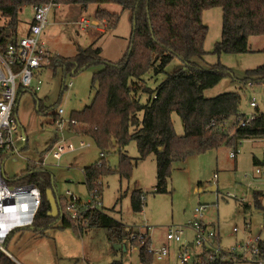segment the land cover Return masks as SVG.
Instances as JSON below:
<instances>
[{"label": "rangeland", "instance_id": "obj_1", "mask_svg": "<svg viewBox=\"0 0 264 264\" xmlns=\"http://www.w3.org/2000/svg\"><path fill=\"white\" fill-rule=\"evenodd\" d=\"M99 9L119 14L115 28L105 27L104 33L80 30L78 20L81 17L94 20L96 5L91 4L87 8L81 5L53 6L40 43L52 56L68 58L74 56L79 48L85 49L95 42L101 49V58L118 62L130 43L131 12L116 5H103ZM33 16V8L29 6L18 13V38L28 29ZM201 20L207 27L204 41L206 55L195 61L202 68L219 66L230 73L214 88L207 90L205 97L238 92L241 95L239 111L242 115L252 116L256 110L264 114V83L248 85L242 81L246 71L264 64V37H250L251 52L247 54L214 55V45L221 37V8L204 10ZM6 24L7 21L0 15V26ZM181 67V62L175 59L164 73L155 77L145 76L143 84L154 89L167 74ZM100 69L101 65H94L72 75L65 74L60 66L46 64L36 70L30 88L18 93L16 126L26 137L27 144L26 148L9 154L5 159L7 180L19 176L28 163L42 161L51 174L58 197H64L69 192L82 203L90 201L84 168L99 160L100 151L96 145L86 137L74 135L66 142L76 149L64 153L60 159L53 158V150L49 148L54 140L55 143L60 142L63 130H69V115L81 111L92 102L96 92V86L91 83L92 75ZM146 99L147 96L142 95L141 103H145ZM252 99L256 100L258 108L249 106ZM38 104H41V112L37 110ZM59 109L64 112L61 116L58 115ZM55 116L57 121L62 120L61 127L54 121ZM171 122L175 134L182 136L184 130L180 117L173 113ZM231 122L232 119L227 127ZM79 142L88 146L78 149ZM21 145L22 142L16 143V149ZM122 152L130 158L138 157L134 141ZM232 152L236 153L235 158H230ZM104 159L110 169L117 170L120 153L111 151L104 155ZM254 159L264 167V139L243 140L236 150L223 146L191 156L184 162L173 164L168 193L156 194L153 193L156 184L155 157L149 155L136 163L128 180L120 179L117 173L102 179L100 208L133 233L147 234L151 250H158L165 242L168 256L161 260L152 257L151 264H179L177 254L181 245L166 242L167 230L170 227H185L192 220L194 209L201 206L206 207L203 221L210 224V229L218 235L222 250H229L237 243L257 237L264 241V211L255 209L253 204V194L259 192L263 194L261 203L264 206V178L255 174V169L261 166L256 165ZM134 190H140L143 195L140 213H134L131 208L130 195ZM234 229L237 231L234 232ZM191 235L190 230H184L183 241H187ZM135 244L136 241L129 239L120 245L112 243L107 239L105 230L100 228L88 227L82 234H75L72 229L54 226L45 230L44 235L29 229L16 231L8 240L5 250L15 264H141ZM237 264L258 263L246 260Z\"/></svg>", "mask_w": 264, "mask_h": 264}, {"label": "trees", "instance_id": "obj_2", "mask_svg": "<svg viewBox=\"0 0 264 264\" xmlns=\"http://www.w3.org/2000/svg\"><path fill=\"white\" fill-rule=\"evenodd\" d=\"M48 3L54 6L81 5L83 8L96 5L94 19L105 21L107 29L116 27L119 14L99 7L116 5L132 15L130 43L118 62L101 58V49L93 42L85 49L79 48L72 57L52 56L47 63L53 67L60 66L65 74L72 75L94 65L102 66L92 75L91 83L96 86V92L90 105L69 115V120L76 122L69 125V131L90 139L102 155L95 164L84 168L89 191L97 188L101 195L102 179L112 173L128 180L136 163L153 155L156 164L153 193L165 194L168 193L174 163L223 146L236 150L243 140L264 139V114L257 110L248 126H240L239 119L244 117L239 111L240 93L205 97L207 90L230 74L229 70L219 66L202 68L195 61L206 55L207 27L201 20L204 10L215 7L222 10L221 37L212 53L247 54L251 52L249 38L264 37V0H0V15L7 21L6 26H0V49L16 41L17 17L24 7L34 8ZM175 59L181 62V68L167 74L154 89L143 84L145 76L155 77L164 73ZM242 81L248 85L264 83V64L246 71ZM24 90L20 88L19 92ZM142 95L147 96L145 103H141ZM37 110L41 112V104L37 105ZM173 113L182 121V136L175 134L171 122ZM57 119L55 116L54 121ZM230 119L232 122L227 127ZM132 141L136 144L137 158H130L122 152ZM54 143L55 140L50 148ZM115 150L120 153V160L117 170H112L107 166L104 155ZM12 183L39 187L41 207L30 229L38 235H44L45 230L54 226L72 229L75 234H82L89 227L105 230L112 243L128 240L130 231L102 210L84 211L78 226H75L61 215L64 199L57 193V216L51 217L47 191L55 189V186H52L51 174L42 161L28 163ZM254 201L259 205L258 196H254ZM130 202L134 213L142 211L140 190L132 191ZM135 245L141 264H151L153 258L147 252L148 245L141 246L137 242ZM260 247L264 249V241ZM0 264L15 263L0 256ZM211 264L237 263L215 261Z\"/></svg>", "mask_w": 264, "mask_h": 264}, {"label": "built area", "instance_id": "obj_3", "mask_svg": "<svg viewBox=\"0 0 264 264\" xmlns=\"http://www.w3.org/2000/svg\"><path fill=\"white\" fill-rule=\"evenodd\" d=\"M53 6L52 3H48L34 7V16L27 34L17 38L13 43H8L4 49H0V256L7 258H11L5 250L11 235L16 231L30 230L41 207L39 187L35 184H13L12 180H7L5 177L4 164L9 154L18 152L15 144L23 140V135L16 126L15 117L19 89H29L36 70L45 66L52 57L40 43V37ZM77 25L83 31L104 33L106 22L81 17ZM249 106L258 108L254 99L249 102ZM63 113L61 109L58 110L59 116ZM253 118V115L240 118V126H248ZM61 123L62 120L56 122L59 127ZM70 124L75 125L76 122L68 119V126ZM68 140L62 138L50 148L53 150V158L60 159L64 153L76 149L70 142H66ZM87 146L83 142L77 144L78 149H84ZM235 157V152L230 153V158ZM255 174L264 178V167L256 168ZM89 192L90 201L87 203H82L69 192H66L63 197L61 215L66 216L75 226H78L84 211L102 210L98 189L95 188ZM205 209V206L195 208L192 220L185 227H170L167 230L166 242L181 245L177 254L179 264H211L215 261L239 263L246 260L258 264L264 262V249L260 247L263 240L259 237L237 243L229 250H222L218 244V235L203 221ZM186 229L192 233L189 241H183ZM128 239L131 242L136 241L141 246L147 244V252L155 259L161 260L169 254L166 244L158 250H151L147 234H135L131 231Z\"/></svg>", "mask_w": 264, "mask_h": 264}, {"label": "water", "instance_id": "obj_4", "mask_svg": "<svg viewBox=\"0 0 264 264\" xmlns=\"http://www.w3.org/2000/svg\"><path fill=\"white\" fill-rule=\"evenodd\" d=\"M74 136L73 133L68 132L67 130L62 131V138L64 140H67L69 138H72ZM27 144L26 137L23 136L22 140V145L18 148L19 150H22ZM52 180V178H51ZM52 186H53V181H52ZM209 190V189H208ZM215 188H212V191H214ZM56 190L53 188L52 190L47 191V199L49 201V204L51 206V213L49 214L51 217L55 218L57 216V211H58V201L55 198Z\"/></svg>", "mask_w": 264, "mask_h": 264}, {"label": "crops", "instance_id": "obj_5", "mask_svg": "<svg viewBox=\"0 0 264 264\" xmlns=\"http://www.w3.org/2000/svg\"><path fill=\"white\" fill-rule=\"evenodd\" d=\"M27 32H28V29L24 32V34H23V36L24 35H26L27 34ZM18 38V37H17ZM20 38V37H19ZM44 67V66H43ZM19 98V97H18ZM16 110H17V106H16ZM15 114H16V111H15ZM102 155L100 154V157H101ZM99 157V158H100ZM254 162L256 163V165H258V166H261L262 167V165H260L259 164V162H258V160H256V159H254ZM43 166H44V162H43ZM85 176V175H84ZM87 185V184H86ZM258 196V201H259V205H256L255 204V201H254V208L255 209H257V210H259V211H264V206L262 205V203H261V196L263 195V194H260L259 192H254V194H253V196ZM80 200V199H79ZM103 211V210H102ZM122 224V223H121ZM207 224V223H206ZM123 225V224H122ZM208 226L210 225V224H207ZM124 226V228L127 230V231H132V230H129L125 225H123ZM192 236V235H191ZM191 236L189 237V239L187 240V241H189L190 239H191ZM163 244H165V242H163L162 243V245ZM120 245V244H119ZM118 246V245H117ZM118 248H119V246H118ZM141 262V261H140Z\"/></svg>", "mask_w": 264, "mask_h": 264}]
</instances>
